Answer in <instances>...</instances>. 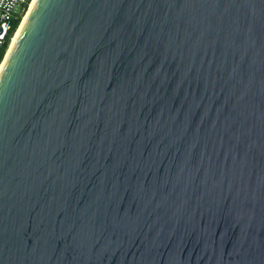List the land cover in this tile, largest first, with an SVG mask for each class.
I'll use <instances>...</instances> for the list:
<instances>
[{"label":"water","instance_id":"95a60500","mask_svg":"<svg viewBox=\"0 0 264 264\" xmlns=\"http://www.w3.org/2000/svg\"><path fill=\"white\" fill-rule=\"evenodd\" d=\"M2 62L0 264H264V0H35Z\"/></svg>","mask_w":264,"mask_h":264},{"label":"built area","instance_id":"2783aa9c","mask_svg":"<svg viewBox=\"0 0 264 264\" xmlns=\"http://www.w3.org/2000/svg\"><path fill=\"white\" fill-rule=\"evenodd\" d=\"M30 2L31 0H0V30L1 28L5 29L3 37L0 36V51L4 49L2 60L5 57L13 35L16 32L13 33L7 43L13 23L22 20V16L26 13Z\"/></svg>","mask_w":264,"mask_h":264},{"label":"bare ground","instance_id":"6f19581e","mask_svg":"<svg viewBox=\"0 0 264 264\" xmlns=\"http://www.w3.org/2000/svg\"><path fill=\"white\" fill-rule=\"evenodd\" d=\"M34 1H35V0H31V2L29 3L28 9L26 10V13L22 16L23 18H22L21 24L19 25L18 29L16 30L15 34L13 35V38H12V40H11L10 46H9V48H8V50H7V53H8V51H9L10 47L12 46V44L14 43V41H15V39H16V37H17V35H18L20 29H21L22 22L24 21L26 15L28 14V12H29V10L31 9V7L33 6ZM7 53H6V54H7ZM2 65H3V62L0 63V69H1Z\"/></svg>","mask_w":264,"mask_h":264},{"label":"trees","instance_id":"16d2710c","mask_svg":"<svg viewBox=\"0 0 264 264\" xmlns=\"http://www.w3.org/2000/svg\"><path fill=\"white\" fill-rule=\"evenodd\" d=\"M19 23H20V20H19V21H16V22L13 23L11 33H10L8 39H7V43L9 42V38H10V37L13 35V33L17 30ZM3 53H4V49L0 51V63H1V61H2Z\"/></svg>","mask_w":264,"mask_h":264},{"label":"rangeland","instance_id":"374dc122","mask_svg":"<svg viewBox=\"0 0 264 264\" xmlns=\"http://www.w3.org/2000/svg\"><path fill=\"white\" fill-rule=\"evenodd\" d=\"M18 12H19V9H18ZM22 18H23V17H22ZM21 21H22V20H20V23H19V25L21 24ZM19 25H18V27H19ZM17 29H18V28H17ZM10 43H11V42H10Z\"/></svg>","mask_w":264,"mask_h":264}]
</instances>
